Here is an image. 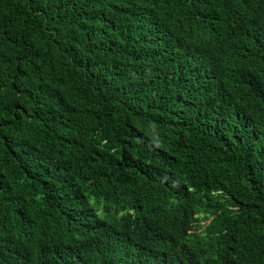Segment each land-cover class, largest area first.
Segmentation results:
<instances>
[{
	"label": "trees",
	"instance_id": "1",
	"mask_svg": "<svg viewBox=\"0 0 264 264\" xmlns=\"http://www.w3.org/2000/svg\"><path fill=\"white\" fill-rule=\"evenodd\" d=\"M0 264H264V0H0Z\"/></svg>",
	"mask_w": 264,
	"mask_h": 264
}]
</instances>
